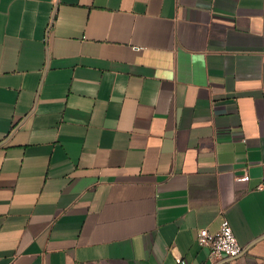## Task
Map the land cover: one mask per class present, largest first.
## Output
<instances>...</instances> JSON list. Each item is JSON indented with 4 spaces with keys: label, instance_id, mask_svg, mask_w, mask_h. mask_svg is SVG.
<instances>
[{
    "label": "crops",
    "instance_id": "0c3cea01",
    "mask_svg": "<svg viewBox=\"0 0 264 264\" xmlns=\"http://www.w3.org/2000/svg\"><path fill=\"white\" fill-rule=\"evenodd\" d=\"M224 218L264 264V0H0V264H216Z\"/></svg>",
    "mask_w": 264,
    "mask_h": 264
},
{
    "label": "built area",
    "instance_id": "2783aa9c",
    "mask_svg": "<svg viewBox=\"0 0 264 264\" xmlns=\"http://www.w3.org/2000/svg\"><path fill=\"white\" fill-rule=\"evenodd\" d=\"M249 178L247 173L238 177L240 181H247ZM197 240L200 246L209 249L210 259L216 264H233V260L243 252V246L239 243L226 218L221 221L217 232H211L207 228L200 229ZM176 262L177 264H191L182 257H178Z\"/></svg>",
    "mask_w": 264,
    "mask_h": 264
}]
</instances>
